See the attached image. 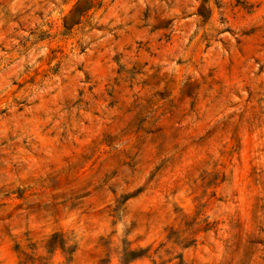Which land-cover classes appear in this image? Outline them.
I'll return each instance as SVG.
<instances>
[{
    "label": "rangeland",
    "instance_id": "obj_1",
    "mask_svg": "<svg viewBox=\"0 0 264 264\" xmlns=\"http://www.w3.org/2000/svg\"><path fill=\"white\" fill-rule=\"evenodd\" d=\"M0 264H264V0H0Z\"/></svg>",
    "mask_w": 264,
    "mask_h": 264
}]
</instances>
